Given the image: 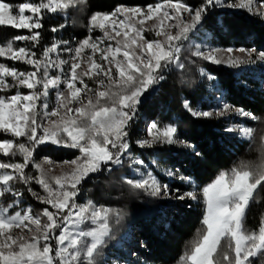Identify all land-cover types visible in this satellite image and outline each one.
<instances>
[{
	"label": "snow or ice",
	"instance_id": "obj_1",
	"mask_svg": "<svg viewBox=\"0 0 264 264\" xmlns=\"http://www.w3.org/2000/svg\"><path fill=\"white\" fill-rule=\"evenodd\" d=\"M87 2L28 0L13 5L0 0V27L27 30V34L15 35L0 45V58L19 61L32 69L22 71L0 63V93L16 90L0 95V198L7 201L6 205L0 202V264H98L122 215L90 199L77 202L79 186L93 174L113 173L127 166L135 175H123L120 181L129 189L159 199L196 201V191L173 197V189L161 184L152 171L134 167L144 165V160L133 157L129 141L142 98L147 99L145 94L165 81L167 72L184 70L187 63H195L190 58L231 68L264 62V51L256 49L205 51L200 44L185 48V42L208 23L213 9L246 10L264 19V0L120 4L110 13L91 14L89 34L74 47L68 40L42 44L41 30L47 16L66 17L69 8L83 10ZM65 27L59 24L50 31L58 33ZM96 29L103 35L93 37L91 33ZM148 32L156 38H147ZM14 41L27 43L14 47ZM234 52L244 55L235 56ZM200 75L209 81L216 79L203 70ZM21 88L28 92H21ZM182 106L194 119L226 121L233 115L257 119L222 98L213 110H198L187 99ZM225 131L248 140L254 135L252 128L240 123ZM147 136L136 141L139 148L181 146L195 157L202 155L195 145L180 139L174 125L160 128L152 122ZM261 139L264 155V137ZM47 144L77 150L79 155L62 162L48 157L38 162L34 153ZM56 166L62 169L59 175L53 174ZM64 166L68 170L64 171ZM30 168L37 174L26 172ZM166 175L174 173L168 171ZM179 178L190 181L186 176ZM16 184L23 185L24 190ZM33 184L39 185L44 194L35 191ZM258 190H264V163L251 165L243 161L205 186L202 227L178 264H253L252 258H260L259 264H264V218L258 231L249 232L245 227L246 213ZM25 191L47 207L37 212L31 205L21 207Z\"/></svg>",
	"mask_w": 264,
	"mask_h": 264
},
{
	"label": "trees",
	"instance_id": "obj_2",
	"mask_svg": "<svg viewBox=\"0 0 264 264\" xmlns=\"http://www.w3.org/2000/svg\"><path fill=\"white\" fill-rule=\"evenodd\" d=\"M7 2L16 5L25 0H7ZM155 2L160 0H88L83 10L79 7L69 8L68 16L64 21L52 22L45 18V28L41 30L42 44L50 45L56 37V34L50 31L53 26L67 25L60 31L61 40L81 38L88 18L93 13H110L120 4L145 6ZM188 2L198 4L200 0H188ZM201 28L209 32L211 41L220 47L264 51V20L258 16L213 9L208 17V23L201 25ZM18 34H27V31L8 26L0 27V45L6 44ZM22 44L23 42H13L14 47ZM185 55L188 53L186 52ZM190 59H194L195 63H187L184 70L167 72L165 81L156 86L155 91H149L146 95L148 98L143 99L139 105L137 116L154 121L159 126L166 124L176 126L180 139L195 145L196 150L202 153L200 157H195L190 149L183 147L180 151V146L178 149L170 147L167 151L162 149L164 152L162 158L166 161L164 164L176 165L182 176L193 179L199 192L222 171L230 172L241 161L251 165L264 163V155L260 150L261 138L264 137V76L261 81H256L251 76L237 75L236 69L213 65L200 58ZM0 63L9 64L2 58ZM201 70L216 78L225 93L227 103L243 108L257 117L249 123L254 132L251 140L238 141L235 136H228L225 131V120L194 119L183 108V101L187 99L194 108L200 106L209 109V102L206 101L208 93L204 79L200 75ZM75 156L76 153L70 149H58L50 145L41 146L34 153V159L37 161L43 157L60 161ZM17 159L22 158L17 157ZM128 173L129 168L126 166L113 173L91 175L80 186L81 198L116 209L122 215L120 223L113 228V238L104 247L103 254L111 250L130 229L141 228L142 236L151 250L143 257L146 260L145 264H178L183 253L191 248L192 242L197 238V231L202 227V205L192 204L189 200L169 205L165 200L149 197L138 190H131L120 181V177ZM15 187L24 190L23 185L16 184ZM24 199L33 205L34 212L42 208L26 191ZM164 211L173 217L169 228L172 236L158 239L149 230L151 224H155ZM262 218H264V190H258V195L249 205L246 213V229L249 232L258 231ZM101 259L102 256L99 257L98 264H101ZM252 259L253 264H259L260 258Z\"/></svg>",
	"mask_w": 264,
	"mask_h": 264
},
{
	"label": "rangeland",
	"instance_id": "obj_3",
	"mask_svg": "<svg viewBox=\"0 0 264 264\" xmlns=\"http://www.w3.org/2000/svg\"><path fill=\"white\" fill-rule=\"evenodd\" d=\"M25 2H28V0H25ZM155 3H158V2H155ZM216 9L220 10V11H227V12H233V13H237V14H244L246 16H252L246 10H229V9H219V8H216ZM67 14H68V10H67ZM67 16L65 17V16H63V14H61L58 16H56V15L47 16L46 18L51 20L52 22H60V21H64L67 18ZM147 23L151 24L152 22L149 21ZM21 30H23V29H21ZM24 31H27V30H24ZM55 34H56V37H54V40H61V38H60L61 33L58 32ZM88 34L89 33H88L87 24H86L85 30L83 32V36L81 38H76V39L72 38L71 40H68L71 42L70 46L74 47L77 44V42L83 40ZM91 35L93 37H99V36H102L103 33L100 32L99 29H96L91 33ZM145 36L149 39H155L156 38L154 33H152V32L145 33ZM25 43H27V42H23V44L21 46H24ZM190 44H200L201 48L205 51H208L209 49H212V48H219L221 50L226 49L224 47H220V46L214 44L211 41V34L209 32H207L205 29L201 28V26H200L199 32H196L195 34L192 35L191 41L185 42V48L186 49L189 48ZM227 48L239 49V48H234V47H227ZM38 54H39V52H38ZM233 54L235 56H243L244 55L243 53H240V52H234ZM220 55L226 56L227 54L221 52ZM254 57H255V54H254ZM2 59H5V61H7L9 63V64H6L9 67H16L18 70H22V71L32 70L31 66L25 65L19 61H12V60H8L6 58H2ZM213 65H215V64H213ZM217 66L231 68L227 65H217ZM82 67H83V65H82ZM233 69H236L237 75L244 74L246 76H251L252 79L256 80V81H261L262 77L264 76V62H261V61H257L256 63L242 64L239 67L233 68ZM203 71L206 73L205 70H203ZM200 73H201V71H200ZM201 77L204 79L203 81L205 82V88H206L207 93H208L206 101L209 102V106H208L209 109H207V110L216 109L218 107V101L221 100V98L223 99L224 102L227 103V100L225 99V93L220 88V86L218 85L216 79L214 81H209L205 76H201ZM7 79H9V81L11 80V78H7ZM85 80L87 83H89L91 85L92 82L88 81L86 77H85ZM261 85H263V84L261 83ZM15 91L16 90L13 89L9 93H0V95L14 94ZM20 91L24 92V93L28 92L27 89H23V88H21ZM147 94L148 93H146L145 95H147ZM50 99L54 102L55 98H54V96H52V97H50ZM142 100H143V98H142ZM196 109L206 110V109L201 108L200 106H197ZM251 121H253V120L241 118V117H236L235 115H233L231 118H229L228 120L225 121V123H226L225 128L232 126L234 124H237V123L244 124L246 127H250L249 123ZM152 122H154V121H151L149 119H145L144 117H141V116H139V117L136 116L135 123H134V125L130 131L129 141L131 144L133 157L136 159L144 160V165L143 166H134V167L139 168V170L143 171V172L152 171L153 175H155L157 177V179L161 182V184H167L169 186V188L173 189V197L176 194H182L186 191H196L197 196H198V199L196 201H193L190 199H185V201L189 200L192 204L200 203L203 207V216H204L205 205L203 203L202 189L205 186L202 187V189L198 192L196 189L197 186L193 182L192 178L189 177L190 178L189 182L181 181L179 177L182 175H181L179 168H177L176 165H168V164L165 165L164 164V162L166 163V161L162 158V155L164 153L162 151V149L167 151V149L168 148L170 149V147L173 149H176V148L178 149L179 146H167V147H157V148H153V149H146V148L141 149L136 144V141L138 139L148 138L147 129H148V126ZM166 125H172V124H166ZM166 125H163V126L158 125V126L160 128H163ZM227 134H228V136H235L238 141H247L248 140V139H241L239 137V135L235 134V133H233V134L227 133ZM47 145H50L51 147L58 148V149H64V150L67 149V148L57 146V145H52V144H47ZM70 150L74 151L76 153V156L79 155L77 150H74V149H70ZM182 150H183V147H181L180 151H182ZM165 154H166V152H165ZM43 158H45V157H43ZM43 158H40L38 160V162L41 161ZM74 158H72V159H74ZM65 160H71V159H63V160H60L57 162H62ZM63 170L64 171L68 170L67 166H64ZM28 171H31V174H33V175L37 174L34 169H31V168L26 169V172H28ZM61 171H62L61 167L56 166L53 174L59 175L61 173ZM168 171H172L174 173V175L171 177L167 176L166 172H168ZM93 175H96V174H93ZM124 175H128L129 178H132L135 174L133 173L132 169L129 168V173L124 174ZM32 187L35 191L40 192L41 194H44L42 192V189H40L39 185L33 184ZM176 189H179V193L175 192ZM162 200H165L169 205H173L174 203L180 204L182 202V201H178L174 198H164ZM33 201L36 202L42 208L47 207L46 205H41L38 201H36L34 199H33ZM86 201H87V199L81 198V196L79 195L78 200H77L78 203H85ZM0 202H3L5 205L7 203V201H3L2 198H0ZM27 205L33 206L28 200L23 198V203H22L21 207H26ZM175 213L176 212H174V214ZM202 219H203V217H202ZM172 221H173L172 215H170V213L164 211L163 214L160 216V218L155 222V224H151L152 225V226H150L151 230H149V231H151L152 235L154 237H157L158 239H162L165 236L171 237L172 232L169 231V228H170V223ZM142 235H143V231L141 228L130 229L126 234L122 235V237L114 244V247L111 250L105 252L102 255L101 264H113V261H115V264H145L146 260L143 257L145 254L149 253L151 250L148 246L147 241L143 238ZM152 245H154V242H152Z\"/></svg>",
	"mask_w": 264,
	"mask_h": 264
}]
</instances>
